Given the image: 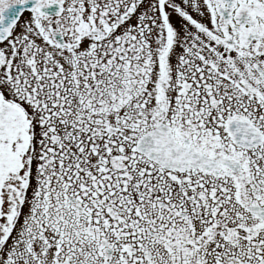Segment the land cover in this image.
<instances>
[{
  "label": "snow or ice",
  "instance_id": "1",
  "mask_svg": "<svg viewBox=\"0 0 264 264\" xmlns=\"http://www.w3.org/2000/svg\"><path fill=\"white\" fill-rule=\"evenodd\" d=\"M0 264H264V0H0Z\"/></svg>",
  "mask_w": 264,
  "mask_h": 264
}]
</instances>
